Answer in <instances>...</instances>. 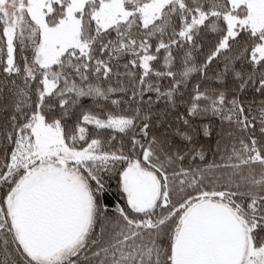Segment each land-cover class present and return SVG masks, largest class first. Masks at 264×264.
Wrapping results in <instances>:
<instances>
[{
    "label": "snow or ice",
    "instance_id": "1",
    "mask_svg": "<svg viewBox=\"0 0 264 264\" xmlns=\"http://www.w3.org/2000/svg\"><path fill=\"white\" fill-rule=\"evenodd\" d=\"M0 264H264V0H0Z\"/></svg>",
    "mask_w": 264,
    "mask_h": 264
}]
</instances>
